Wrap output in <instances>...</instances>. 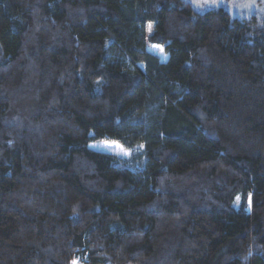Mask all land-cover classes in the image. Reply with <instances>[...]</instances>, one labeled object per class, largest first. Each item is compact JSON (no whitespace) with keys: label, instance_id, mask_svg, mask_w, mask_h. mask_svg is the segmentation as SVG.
Instances as JSON below:
<instances>
[{"label":"trees","instance_id":"16d2710c","mask_svg":"<svg viewBox=\"0 0 264 264\" xmlns=\"http://www.w3.org/2000/svg\"><path fill=\"white\" fill-rule=\"evenodd\" d=\"M256 1L0 0V264H264Z\"/></svg>","mask_w":264,"mask_h":264},{"label":"rangeland","instance_id":"374dc122","mask_svg":"<svg viewBox=\"0 0 264 264\" xmlns=\"http://www.w3.org/2000/svg\"><path fill=\"white\" fill-rule=\"evenodd\" d=\"M195 6L200 9L224 7L231 16L238 18H247L254 12H260L262 4L256 0H193ZM89 147L99 151L110 152L114 154L124 155L128 153L118 142L112 140H100L89 142Z\"/></svg>","mask_w":264,"mask_h":264}]
</instances>
